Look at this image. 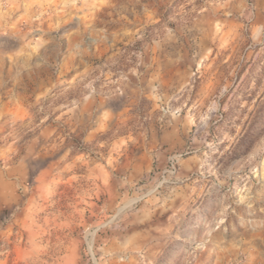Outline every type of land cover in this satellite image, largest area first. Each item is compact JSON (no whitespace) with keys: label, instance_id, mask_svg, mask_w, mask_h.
Returning <instances> with one entry per match:
<instances>
[{"label":"rangeland","instance_id":"374dc122","mask_svg":"<svg viewBox=\"0 0 264 264\" xmlns=\"http://www.w3.org/2000/svg\"><path fill=\"white\" fill-rule=\"evenodd\" d=\"M0 264H264V0H0Z\"/></svg>","mask_w":264,"mask_h":264}]
</instances>
